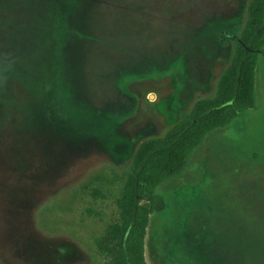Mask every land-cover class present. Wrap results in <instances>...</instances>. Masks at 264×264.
Here are the masks:
<instances>
[{
    "label": "rangeland",
    "instance_id": "374dc122",
    "mask_svg": "<svg viewBox=\"0 0 264 264\" xmlns=\"http://www.w3.org/2000/svg\"><path fill=\"white\" fill-rule=\"evenodd\" d=\"M251 0H0V264H107L138 146L213 97ZM146 264H264L256 103L160 185Z\"/></svg>",
    "mask_w": 264,
    "mask_h": 264
},
{
    "label": "trees",
    "instance_id": "16d2710c",
    "mask_svg": "<svg viewBox=\"0 0 264 264\" xmlns=\"http://www.w3.org/2000/svg\"><path fill=\"white\" fill-rule=\"evenodd\" d=\"M231 40L232 57L221 75L215 94L198 100L189 120H182L161 139L142 142L116 201L118 220L112 224L99 250L107 264H146L144 238L149 217L160 213L165 202L156 189L177 177L191 153L214 131L240 122L256 103V68L264 61V0H251L243 29Z\"/></svg>",
    "mask_w": 264,
    "mask_h": 264
}]
</instances>
